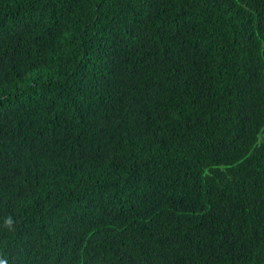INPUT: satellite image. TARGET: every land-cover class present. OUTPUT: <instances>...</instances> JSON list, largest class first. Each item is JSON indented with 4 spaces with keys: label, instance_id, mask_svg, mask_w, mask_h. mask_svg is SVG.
<instances>
[{
    "label": "trees",
    "instance_id": "16d2710c",
    "mask_svg": "<svg viewBox=\"0 0 264 264\" xmlns=\"http://www.w3.org/2000/svg\"><path fill=\"white\" fill-rule=\"evenodd\" d=\"M0 264H264V0H0Z\"/></svg>",
    "mask_w": 264,
    "mask_h": 264
}]
</instances>
